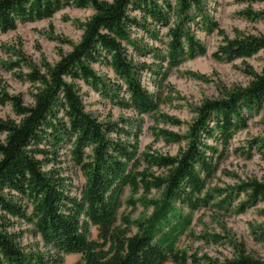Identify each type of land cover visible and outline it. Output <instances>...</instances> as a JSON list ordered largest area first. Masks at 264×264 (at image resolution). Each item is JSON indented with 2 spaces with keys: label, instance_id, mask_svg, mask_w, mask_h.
I'll use <instances>...</instances> for the list:
<instances>
[{
  "label": "rangeland",
  "instance_id": "1",
  "mask_svg": "<svg viewBox=\"0 0 264 264\" xmlns=\"http://www.w3.org/2000/svg\"><path fill=\"white\" fill-rule=\"evenodd\" d=\"M115 2L0 0V7L12 4L0 16V123H19L56 90L64 104L56 107L57 126L71 127L68 103H75L105 141L134 153L135 180L123 187L109 230L81 216L95 255H126L152 227L151 244L166 254L161 264H264V47H246L264 39V0H151L153 18L149 1L129 5L131 34L99 29L96 52L71 63L101 10ZM135 80L156 103L148 112L133 103ZM255 85L259 102L251 105L245 94ZM237 95L235 128L223 129L216 109L205 128L206 110ZM6 136L0 126V141ZM76 137L50 136L32 150L43 174L82 201L98 144L86 143L81 157ZM193 146L205 163L190 174L205 196L186 180V199L171 198L178 161ZM24 193L4 191L13 206L0 208V234L32 264H83V252L58 251L45 239L40 201L30 186ZM0 263L8 264L1 250Z\"/></svg>",
  "mask_w": 264,
  "mask_h": 264
},
{
  "label": "trees",
  "instance_id": "2",
  "mask_svg": "<svg viewBox=\"0 0 264 264\" xmlns=\"http://www.w3.org/2000/svg\"><path fill=\"white\" fill-rule=\"evenodd\" d=\"M145 1H149L153 7V10H151V17L153 18V12L156 13L154 10L156 5L151 0H116L114 6L103 8L101 14L91 24V33L82 45L83 48L70 57V62L79 61L83 54L84 58H89L88 55L96 52L94 49L99 39V29H108V32L113 33L117 37L113 29L120 28L126 37L130 35L133 24H131L130 17L125 14L127 11L126 7ZM11 8V3L2 5L0 7V16H7ZM147 17H145V21ZM115 37L109 39L115 41ZM103 42L106 41L103 39ZM258 45L264 47V39L253 40L246 47L252 49ZM120 65L121 63H119ZM129 87L133 96V103L138 109L148 112L155 107L156 103L151 97L141 91L136 80L133 83H129ZM259 91L261 89L258 90V85L250 88L245 94L249 101L247 103L251 105L257 104L259 102ZM50 96L52 97L50 98ZM50 96L47 99L39 100L33 108L27 111L19 123H0V126L7 133L5 140L3 142L0 141V208L9 211L13 206L4 196L6 189L16 190L24 195L25 187L30 186L32 188L31 196L34 195V201H40L39 211L42 214L40 229L45 239L53 242V247L56 250L83 252V264H161L165 260L166 254L163 253L160 246L151 244L153 240L152 227L148 229L143 238H139L128 245L126 255L122 256L120 254V256L118 254L108 261L105 260L106 257L102 255L99 257L92 251V245L87 241V223L82 221L81 216L86 214L87 218L98 222L102 226L103 231L107 232L109 230L110 224L114 220L115 210L119 205L118 201L123 187L128 182H134L135 180V176L129 171L130 167L133 168L134 153L132 152L131 154L127 148L110 143L108 140L105 141V136H100V131H96V127L82 114L80 106L75 103H68L70 112L68 111L67 116L70 117L71 127L66 128L62 123L57 126L56 123L60 119L59 111L56 107L58 105L62 107L64 104L60 102L56 90L53 93L51 92ZM240 96H233V101L223 106H210L206 110L205 118L203 119L205 128H207L206 121L210 118L211 110L214 109L219 110L223 115L222 121L220 120V123H223V129L229 128L231 130L235 128L233 122L238 115L235 111V102L239 101ZM98 129L100 128L98 127ZM64 135L77 136L76 145L79 144L77 153L81 157L80 152L86 143L98 144L94 159L95 161L97 160L96 170L92 173L89 191L86 192L82 201L69 198L60 180L49 179L43 174L42 165L35 158V151L32 150L33 144L41 139L46 140V138L51 136L53 141L60 142ZM204 159V154L195 149V146L192 147L188 154L184 153L182 155L178 164L176 163L178 171L173 175L171 198L179 194L180 197L186 199V186L183 187L186 180L189 181L196 193H201L203 197L205 196L202 194L204 192L202 189L204 184L199 180L195 181L196 176L194 173L190 174V171L193 172L196 163L202 161V165H204ZM77 162L79 163V161ZM257 193L258 191L254 192V194ZM86 203L88 207H86ZM161 213L163 214L165 211H161ZM0 250L5 255L8 264H32V261L24 259L21 252L14 248L12 242L1 234ZM38 264H57V262L52 260L47 262L42 258Z\"/></svg>",
  "mask_w": 264,
  "mask_h": 264
}]
</instances>
